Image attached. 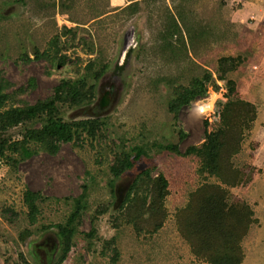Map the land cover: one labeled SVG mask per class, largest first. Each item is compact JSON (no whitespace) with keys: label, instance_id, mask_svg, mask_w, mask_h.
<instances>
[{"label":"rangeland","instance_id":"obj_1","mask_svg":"<svg viewBox=\"0 0 264 264\" xmlns=\"http://www.w3.org/2000/svg\"><path fill=\"white\" fill-rule=\"evenodd\" d=\"M175 17L182 26L185 19L198 28L195 39L187 30L180 41L170 39ZM57 36L67 45L59 56L70 58L60 66L52 64L54 52L50 58L37 54L53 47ZM171 40L176 51L164 48ZM223 57H234L238 65L222 77ZM92 59L106 65L96 80L95 99L63 109L64 115L70 120L100 115L108 118V127L95 139L85 134L83 140L61 143L57 154L38 148L16 168L0 162V264L21 263V253L31 264H53L60 252L57 224L67 219L85 184L88 208L63 264H199L179 232L176 213L203 183L219 182L201 171V157L189 148L223 125L229 79L235 83L233 96L258 108L234 155L249 180L226 187L255 212L243 240L242 264H264V0H0V76L12 83L7 91L17 98L37 103L53 93L61 78L73 77V70L84 72ZM207 71L213 81L206 93L184 106L176 120L169 109L174 90L191 86ZM211 98H219L215 112H204L201 102ZM26 128L19 127L22 135ZM136 145L149 147L136 170L154 166V176L163 173L169 180L168 217L153 234L139 233L133 223L118 219L136 171L116 178L111 166L117 153ZM27 188L49 197L34 223L25 215ZM103 205L108 209L91 240L84 233ZM113 238L120 251L116 262L106 248Z\"/></svg>","mask_w":264,"mask_h":264},{"label":"trees","instance_id":"obj_2","mask_svg":"<svg viewBox=\"0 0 264 264\" xmlns=\"http://www.w3.org/2000/svg\"><path fill=\"white\" fill-rule=\"evenodd\" d=\"M174 21L172 30L168 33L170 39L176 38L180 41L185 30L191 39H195L198 28L194 29L193 24L185 19L183 26L176 17ZM205 32L203 29L202 33ZM60 38L55 37L53 47L45 49L46 52L38 49V58H50L54 52L53 65L69 63L70 58L67 55L59 56L58 52L67 46L61 45ZM164 48L176 51L174 48L177 49V43L171 40ZM55 57L59 58L58 62ZM98 63V59H92L84 72L81 68L73 70V77L67 75L61 78L53 93L35 104L24 98H17L14 92H8L7 89L12 83L0 76V162L12 164L16 168L21 160L32 157L38 148L57 154L63 142L83 140L85 134L93 139L103 134L109 124L107 117L98 115L94 118L70 120L65 118L63 110L81 108L94 101L97 93L96 80L106 70V65L99 66ZM237 65L238 61L234 57H223L220 63L222 77ZM212 75L213 73L207 71L204 76L196 78L191 86L176 87L169 103V109L175 114L176 120L184 106L206 93L208 83L213 81ZM229 84L230 101L224 107L223 125L207 131L206 140L202 144L189 148L190 152L201 157V171L216 176L219 182L203 183L191 193L188 203L176 213L179 232L189 243L192 253L200 261L199 264H242L245 259L243 240L255 220L252 206L235 197L226 186H238L249 180L244 169L236 165L234 155L241 151L246 130L252 127L258 108L251 101L234 97L235 83L229 79ZM20 91L24 92L25 88L21 87ZM36 123H40V126L34 125ZM22 126L27 127L23 135L19 130ZM148 148V145H136L131 150L117 153L111 169L116 178L125 172L136 171L118 219L133 223L139 233L145 229L153 234L163 227L168 217L164 199L170 190L169 180L163 173L154 176L156 167L136 170L141 159L147 156ZM173 148L176 149V146ZM84 189L87 193L86 184ZM85 193L79 198H73L74 206L67 219L57 224L60 252L53 264H63L73 249L80 218L88 208ZM48 199L40 191L30 188L25 190V215L31 223L42 216L40 204ZM107 209L108 206L103 205L92 214L93 227L90 232L84 233L87 238L92 240L98 235L96 223ZM115 244V238L106 242V248L112 249V259L116 262L120 251ZM20 259L22 262L18 264H31L23 253L20 254Z\"/></svg>","mask_w":264,"mask_h":264},{"label":"built area","instance_id":"obj_3","mask_svg":"<svg viewBox=\"0 0 264 264\" xmlns=\"http://www.w3.org/2000/svg\"><path fill=\"white\" fill-rule=\"evenodd\" d=\"M218 99L219 98H216V99H214V98H211V99H205V100H207V101H202L201 103V109L204 111V112H215V106L217 105L216 103H217V101H218ZM218 110V115H219V108L217 109ZM216 114V113H215ZM215 117H217V119H219L218 118V116H215ZM211 120H212V118H211Z\"/></svg>","mask_w":264,"mask_h":264}]
</instances>
